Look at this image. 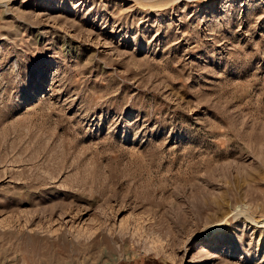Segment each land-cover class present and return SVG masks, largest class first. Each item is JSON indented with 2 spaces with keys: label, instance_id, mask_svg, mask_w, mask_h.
Wrapping results in <instances>:
<instances>
[{
  "label": "rangeland",
  "instance_id": "1",
  "mask_svg": "<svg viewBox=\"0 0 264 264\" xmlns=\"http://www.w3.org/2000/svg\"><path fill=\"white\" fill-rule=\"evenodd\" d=\"M28 252L264 264V0H0V264Z\"/></svg>",
  "mask_w": 264,
  "mask_h": 264
},
{
  "label": "bare ground",
  "instance_id": "2",
  "mask_svg": "<svg viewBox=\"0 0 264 264\" xmlns=\"http://www.w3.org/2000/svg\"><path fill=\"white\" fill-rule=\"evenodd\" d=\"M38 245V244H37ZM35 250H37V249H35ZM42 250V249H41ZM32 251V250H31ZM28 253H30L29 255L26 253V255H25V253H24V255H22V260H26V261H31V260H33L32 258L33 257H35V253H32V252H28ZM42 253V252H41ZM40 254V253H39ZM38 253L36 254V257H40V264H48V262H47V258H48V254H43V255H41L40 254V256H37V255H39ZM55 255L56 254H54V260H55ZM58 256H59V254H58ZM35 257V260L37 259ZM34 260V261H35ZM39 260V259H38ZM56 261V260H55ZM33 262V261H32ZM36 262V261H35ZM14 264H17L16 262H13ZM25 263H27V262H25ZM24 264V263H23ZM38 264V263H37Z\"/></svg>",
  "mask_w": 264,
  "mask_h": 264
}]
</instances>
